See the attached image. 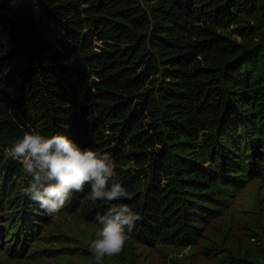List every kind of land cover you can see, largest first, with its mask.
<instances>
[{
	"label": "trees",
	"instance_id": "obj_1",
	"mask_svg": "<svg viewBox=\"0 0 264 264\" xmlns=\"http://www.w3.org/2000/svg\"><path fill=\"white\" fill-rule=\"evenodd\" d=\"M28 131L114 156L141 217L130 238L195 244L264 179V0H0V248L15 257L49 217L3 156ZM89 191L58 215L97 222L111 202Z\"/></svg>",
	"mask_w": 264,
	"mask_h": 264
},
{
	"label": "rangeland",
	"instance_id": "obj_2",
	"mask_svg": "<svg viewBox=\"0 0 264 264\" xmlns=\"http://www.w3.org/2000/svg\"><path fill=\"white\" fill-rule=\"evenodd\" d=\"M218 209L203 224L195 244L146 245L129 237L122 251L106 257L103 264H227L232 256L264 264V179H249L232 193L228 205ZM38 223L39 238L29 243V252L12 256L6 251L10 244L4 242L0 264H97L89 247L96 221L73 211Z\"/></svg>",
	"mask_w": 264,
	"mask_h": 264
},
{
	"label": "clouds",
	"instance_id": "obj_3",
	"mask_svg": "<svg viewBox=\"0 0 264 264\" xmlns=\"http://www.w3.org/2000/svg\"><path fill=\"white\" fill-rule=\"evenodd\" d=\"M3 156L18 162L31 178L24 193L49 217L58 215L73 194L83 192L86 186L89 200L111 202L103 214L97 215L98 226L89 247L97 264L122 251L141 217L122 202L131 198V193L120 181L110 152L82 146L67 133L28 131L5 148Z\"/></svg>",
	"mask_w": 264,
	"mask_h": 264
}]
</instances>
